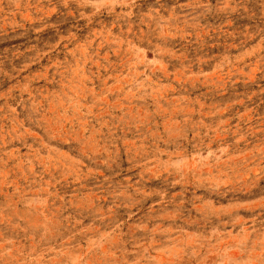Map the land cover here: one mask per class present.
Wrapping results in <instances>:
<instances>
[{"label":"clouds","instance_id":"obj_1","mask_svg":"<svg viewBox=\"0 0 264 264\" xmlns=\"http://www.w3.org/2000/svg\"><path fill=\"white\" fill-rule=\"evenodd\" d=\"M221 44L264 84V0H0V264H264V119L241 160L230 104L125 106Z\"/></svg>","mask_w":264,"mask_h":264},{"label":"rangeland","instance_id":"obj_2","mask_svg":"<svg viewBox=\"0 0 264 264\" xmlns=\"http://www.w3.org/2000/svg\"><path fill=\"white\" fill-rule=\"evenodd\" d=\"M234 54V50L226 51L222 44L218 47L214 46L212 55L216 59L211 62V67L205 65L202 68L193 69L196 73L200 71L204 73V76L200 77L197 81L195 90L192 89L191 84L186 85L182 90H174L175 85H173V90H169L167 88V80H158L151 86L136 85L133 91L139 88V91H136V96L143 95V99L138 101L132 100L129 105L125 106H131L141 110H154L157 107H171L173 110H182L184 108L199 107L200 104L196 103V101H200L206 107L230 104L227 112L220 118L227 120L226 127L229 128V134L233 139L238 135L244 136V139L235 145L239 152L245 154L239 157L241 160H244L250 154L253 145L257 144V137L260 135L259 132H256L254 136L253 131L260 127L261 120L264 119V93H261L259 90L261 87H264V84L260 82L259 73H257L256 80H249L247 83L238 81L234 87H231L229 82V84H225L227 91H221L219 84L224 79V72L227 69H218L217 63L224 56L231 58ZM137 55L133 54V58L135 59ZM143 55L149 60L152 59L150 52H144ZM245 71H250V69H245ZM200 81H203V83ZM117 88H119V85H117ZM124 92L127 93V89ZM125 99H127V95L123 99L113 96L97 100V104H112L115 101L124 105ZM94 110L99 109L96 108ZM224 139L227 140L228 137ZM193 156H196V153H193ZM33 255L35 256L33 264H40V261L45 258L39 252ZM228 255L227 251H225V258ZM73 260L75 264H78V258L73 257Z\"/></svg>","mask_w":264,"mask_h":264}]
</instances>
